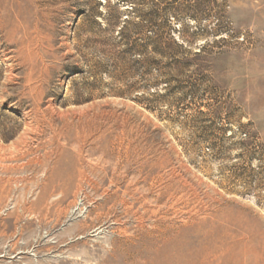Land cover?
<instances>
[{"label":"rangeland","instance_id":"374dc122","mask_svg":"<svg viewBox=\"0 0 264 264\" xmlns=\"http://www.w3.org/2000/svg\"><path fill=\"white\" fill-rule=\"evenodd\" d=\"M0 264H264V0H0Z\"/></svg>","mask_w":264,"mask_h":264},{"label":"bare ground","instance_id":"6f19581e","mask_svg":"<svg viewBox=\"0 0 264 264\" xmlns=\"http://www.w3.org/2000/svg\"><path fill=\"white\" fill-rule=\"evenodd\" d=\"M21 7V6H20ZM5 25H3L4 27ZM5 28V27H4ZM20 42V41H19ZM10 43V42H9ZM82 142V141H81ZM75 148V147H74ZM135 152V151H134ZM80 157V156H79ZM49 158V157H48ZM103 161V159H102ZM114 161V160H113ZM104 162V161H103ZM67 164V163H66ZM71 165V164H70ZM111 165V164H110ZM115 165V164H114ZM65 166V165H64ZM46 167V166H45ZM97 167V166H96ZM36 168V167H35ZM53 168V167H52ZM64 167H62V169L60 167H55L53 168L51 171H50V174L48 175V180L50 182H54L55 180L57 179H60V178H64V177H67V179H72V177L74 176L75 174V171L73 169V167L71 168H68V169H63ZM107 169V168H106ZM40 170V169H39ZM43 170V169H42ZM117 170V169H116ZM79 172V171H78ZM81 174V172H80ZM128 174V173H127ZM77 175V174H76ZM82 177V176H80ZM123 177V176H122ZM139 177V176H138ZM47 178V177H46ZM77 179V178H76ZM115 179V178H114ZM112 181V180H111ZM114 182V181H113ZM68 184V182H67ZM113 184V183H112ZM117 185V183H115ZM124 184V183H123ZM116 187V186H114ZM118 187V186H117ZM153 188V187H152ZM117 189V188H116ZM110 190V189H109ZM67 191V190H66ZM114 191V190H113ZM121 191V190H120ZM151 192V191H150ZM137 193V192H136ZM149 195V194H148ZM134 198V197H133ZM131 199V198H130ZM136 202V201H135ZM124 203V202H123ZM148 206V205H147ZM132 207V206H131ZM136 212V211H135ZM138 212V211H137ZM126 213V212H125ZM137 215V214H136ZM140 223V222H139Z\"/></svg>","mask_w":264,"mask_h":264}]
</instances>
